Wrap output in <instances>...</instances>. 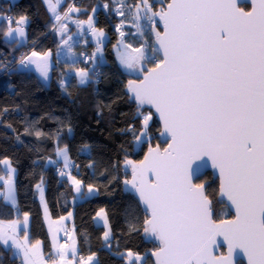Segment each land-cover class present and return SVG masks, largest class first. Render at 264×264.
<instances>
[{"label":"snow or ice","instance_id":"snow-or-ice-1","mask_svg":"<svg viewBox=\"0 0 264 264\" xmlns=\"http://www.w3.org/2000/svg\"><path fill=\"white\" fill-rule=\"evenodd\" d=\"M117 2L123 5V0ZM46 3L56 22L52 28L63 37L67 25L60 23L57 11L61 0ZM241 3L243 0H167L161 2L158 11L150 0L124 5L136 31L143 37L141 21H147L155 38L150 47L145 40L137 48L126 44L118 49L123 68L143 77L128 80L126 85L130 100L136 102L137 115L142 118V130L134 139L139 142L148 134L153 113L141 111L148 105L163 122L165 132L161 135L171 140L162 152L159 145L149 147L143 161H124L132 174L131 180L124 181L126 190L138 196L147 213L143 232L159 241V247L151 253L154 264H234L232 254L237 249L247 255L248 264H264V0H250L249 10ZM79 11L70 7L65 18ZM117 12L125 15L124 10ZM157 18L163 23V32L155 27ZM7 23L5 37L14 42L25 38L26 16L8 17ZM13 23L16 27H11ZM75 23L81 32L86 23L96 37V50L87 57L95 61L102 53L103 30L93 27L91 16ZM72 38L69 35L61 42L69 54ZM49 55L50 52L43 56L33 52L22 57L20 64H35L47 79ZM149 64L153 67L149 68ZM76 74L80 84L94 79L87 69L81 68ZM35 135L44 133L37 131ZM57 153L67 168V145L57 148ZM195 161L203 165L210 162L218 172L221 203L224 209H234L233 219L217 222L213 218V200L206 191L207 181L197 182L200 165L193 167ZM148 173L153 174L152 180L146 178ZM71 180L80 193L82 181L75 177ZM6 183L5 199L14 205L11 176ZM95 190L88 185V194ZM20 227V221L10 222L11 234L0 230V243L6 248L10 245L21 264H98L95 253L77 260L75 240L71 245L60 244L55 234L59 229L53 232L54 251L46 260L41 241L30 243L26 231L22 241L17 238ZM130 230L135 231V225ZM220 235L228 242V256L214 255L209 247H220L213 239ZM110 238L109 228L103 233L107 247ZM69 252L72 260L67 258ZM120 255L126 256L127 264H148V253L128 250Z\"/></svg>","mask_w":264,"mask_h":264},{"label":"trees","instance_id":"trees-1","mask_svg":"<svg viewBox=\"0 0 264 264\" xmlns=\"http://www.w3.org/2000/svg\"><path fill=\"white\" fill-rule=\"evenodd\" d=\"M137 2L123 0L122 5L117 0H67L63 4V13L70 7L80 9L69 14L72 20L87 21L91 16L95 18L94 25L108 34L104 49L107 62L98 63L102 69L101 78L98 82L94 78L80 84L77 74L67 76L66 83L63 82L67 69L72 66L57 57L62 38L79 31L76 23L68 22L62 37L52 28L56 22L46 0H0V177L7 174L3 163L8 160L17 172L19 204L16 213L0 196V219L30 215L31 240H41L46 253H51L52 246L37 193L41 182L46 185L45 199L54 219L74 213L73 223L81 255L95 253L98 264H127L126 256L120 253L131 250L141 255L148 253V264H153L150 251L155 244L143 232L146 213L139 200L123 188L129 176L125 159L143 160L149 146L159 142L161 130L160 123L154 118L149 123L147 136L135 141L134 135H139L142 130V118L137 115L136 102L130 100L126 92L127 74L118 59V49L122 50V45L137 48L144 43L135 27H126L128 33L122 32L123 36L118 28L122 21L125 24L134 21L124 5L133 6ZM150 2L157 10L158 0ZM119 5L124 16L118 15ZM243 7L249 8L248 5ZM19 16H26L29 21L27 41L21 44L4 36L9 27L7 18ZM14 26L15 23L11 25ZM82 27L85 30L88 25L85 23ZM93 47V43L80 44L78 49ZM22 50L54 54L55 64L48 83L29 68L5 69L4 64L12 57L20 56ZM79 62V69L89 70L94 77L92 64ZM141 111L147 113L151 110L145 108ZM37 131L44 135L36 136ZM65 145L72 160V165L66 169L86 186L93 185L98 190L97 194L80 202H75L76 193L70 177H60L56 171L58 164L65 168L61 160H56L57 148ZM203 178L212 179V174L209 172ZM218 186L217 182H210L209 196L217 204ZM101 209L106 212L107 227L95 222ZM227 210L221 207L218 216ZM131 225H135V231L130 230ZM109 228L111 238L110 247H107L103 233ZM19 262L11 249L0 243V264Z\"/></svg>","mask_w":264,"mask_h":264},{"label":"crops","instance_id":"crops-1","mask_svg":"<svg viewBox=\"0 0 264 264\" xmlns=\"http://www.w3.org/2000/svg\"><path fill=\"white\" fill-rule=\"evenodd\" d=\"M66 1L67 0H61L60 5H58V7H57V11L59 12V14L61 16L64 15V13H63L61 8H62L63 4ZM53 3H55V0H53ZM73 13H77V12H72V13H69V14H73ZM68 17H69V15H68ZM0 18H1V13H0ZM64 19H66V18H64ZM28 23H29V21H28ZM28 23H27V25H28ZM27 25H26V27H27ZM67 25L69 26V24H67ZM90 34H91L90 31L86 32V33H83V32L82 33H78V31L74 32V34H71V36L73 37L72 40L69 41V44H72V53L69 54L68 51H67V48L66 47H62V46H60L59 50L57 51V57L59 58V60L61 62L68 61L70 63V65L72 66V68H70V69L68 68L67 69L66 77L69 76V75H76L77 71L79 70L80 57H79L78 46L80 44L81 45H85V44H88V43H92L91 40H90V36H91ZM7 38L9 40H13L12 38H9V37H7ZM66 38H67V36L64 37V39H66ZM26 41L27 40L22 39L18 43L21 44V43H24ZM32 51H36V50H32ZM31 53L32 52H30V55H31ZM45 53H48V52H45ZM45 53H43V54H45ZM40 54H42V53H40ZM33 59L40 60V57H34ZM54 64H55L54 63V54L50 52V55L48 57V66L49 67H48V77H47V79H45L41 75L40 71L37 70L35 64H30V68L29 69L32 70V71H35L36 74L39 75V77L41 78V80L43 82L48 83L50 81L51 77H52L51 73H52V68L54 67ZM92 64L95 65V61H93ZM56 160H58V154H57V159ZM5 161H7L8 163H5ZM63 165H64V163H63ZM3 166H4V169L6 170L7 174L5 176L0 177V178H2V179H0V196L3 198V201H4L5 204H8V205L12 206V208L16 211V213H18L19 212V204H18L17 183H16L17 172H16V170L14 172L10 171L11 169H15V168L12 166L11 162H9L8 160H4ZM9 176H11V178H12L13 185H14V190H15L16 203L14 205L10 201H7L5 199V197H6L7 193H8V186H7L6 182L9 179ZM39 185L40 184H38V186ZM38 186H37V193H39L40 203L42 204V209H43V214H44L45 225H47L48 235H50V240H51V246H52L51 253L54 251V249H53V232L56 229H59V231L55 233L56 234V239L58 240V242L60 244H64L66 242L63 241L62 232H63V230L66 227H68V228L71 229L72 237H71L70 242H67V244L71 245L73 240H75V242H76V259L78 260V258L81 257L82 255L80 254V247L78 245V238H77V234L75 233V223H73L74 213L71 212V216H69V214L66 215V216H62V217H64L63 220L61 218L60 219H54L52 217V215L49 213L48 204L46 203V199H45V196H46V192H45L46 185L44 187L43 186H39L38 187ZM75 202H77V201L75 200ZM24 217H25V215H23L22 217H18L17 216L15 218L7 219V220L0 219V230H3L4 232H7V233L11 234L10 222H12V221H20L21 227L18 229L17 238L22 241L23 240V236H24L25 231H26V233L28 235L29 242L30 243H35V242H33L31 240V236H30L31 216L27 215V223L26 224L24 223ZM95 222H97V224L100 225V226H106L107 227L108 226V221H107L106 212L105 211L100 212L99 216L97 215V217L95 218ZM110 237H111V234H110ZM2 246L4 248H6L3 244H2ZM8 248H10V245L7 247V249ZM41 248H42V251L44 253V258L46 260L49 259V255L51 253H46L45 246H44L43 242L41 243ZM16 257L19 258L18 255H16ZM67 258L69 260L73 259V256H72L71 252H69ZM96 260H97V258L95 256V261Z\"/></svg>","mask_w":264,"mask_h":264},{"label":"water","instance_id":"water-1","mask_svg":"<svg viewBox=\"0 0 264 264\" xmlns=\"http://www.w3.org/2000/svg\"><path fill=\"white\" fill-rule=\"evenodd\" d=\"M160 3L161 2H165V1H159ZM245 5H248L249 7H251L250 5V0H243V3H241V7L245 6ZM244 8V7H243ZM250 9V8H249ZM247 8H245V10H249ZM156 29L159 30L160 32H163V23L160 22L159 18H157L156 20V25H155ZM151 35L153 37V40H154V43H155V38H154V33L151 32ZM149 67V65H148ZM150 68V67H149ZM125 71V70H124ZM126 74H128L127 71H125ZM142 75H139V76H134V78H130V80H140L142 79ZM126 92H127V89H126ZM128 93V92H127ZM129 94V93H128ZM135 102V101H134ZM137 107V106H136ZM149 109L151 110V112H154V115L157 119V121L160 123V126H161V130L159 131V139H160V143L161 144H167L165 146V148L168 147V144L171 143V140L168 138V135H161V133L165 132L164 128H163V122L161 121L160 117H159V114L155 111V109L151 106H148V105H145L143 109ZM142 110V109H141ZM157 145H159V150L162 152L164 149L161 148V145L159 143H156L154 146L150 145L149 147L155 149L157 147ZM148 150L149 148L147 149V151L145 152L144 154V157L145 155L148 154ZM207 159V158H205ZM144 160V159H143ZM141 160V161H143ZM134 162H139V161H136V160H132ZM197 165H200V169H199V172H198V179L199 177H202L204 176V174L208 173V172H211V174H213V179L214 180H218L219 181V177H218V172L216 170H214L212 167H211V163L209 162L207 165H203L201 161H195L193 163V167H196ZM129 169V176L130 178L127 179V180H131L132 179V174H131V169L130 167H128ZM146 178L148 180H152L154 177H153V174L151 173H148ZM208 184L209 182L206 183V190H207V187H208ZM123 188L126 190L127 186L124 184ZM128 193L132 194L134 197H136V199L139 200L138 196H136L133 192L129 191V190H126ZM218 196H219V193H218ZM218 200L221 202V197L219 196L218 197ZM140 203V201H139ZM142 209L145 211V208H144V205L142 203H140ZM231 213L233 214V216H235V211L234 209L232 208H229ZM146 213V212H145ZM147 214V213H146ZM214 218V217H213ZM149 239V238H148ZM213 239L220 245V247L218 249H216L213 245H209L210 248H212V251H213V254L214 255H222L221 254V249L220 248H225L226 249V252L223 254L224 256H228L229 255V252H228V242L224 239V237L222 235L220 236H215L213 237ZM152 259L155 261V257L152 256ZM232 259L234 261V264H237L238 262H243L245 264H248V257L247 255L243 252V250L241 249H237L233 254H232Z\"/></svg>","mask_w":264,"mask_h":264},{"label":"rangeland","instance_id":"rangeland-1","mask_svg":"<svg viewBox=\"0 0 264 264\" xmlns=\"http://www.w3.org/2000/svg\"><path fill=\"white\" fill-rule=\"evenodd\" d=\"M122 8V6H117V9H121ZM69 9V8H68ZM66 12H68V10L66 11ZM119 15V14H118ZM64 16V15H63ZM63 16H61V19H63ZM121 16V15H120ZM95 19V18H94ZM94 19L92 18V20H93V27L94 28H96V29H98L95 25H94ZM68 22H70V23H74L75 22V20H72V18L71 17H67L66 19H63V22L62 23H64V24H68ZM134 21L133 22H128L127 24H125V23H122V24H119L118 26V28H119V30L121 31V32H125V34H127L128 32V30L126 29V27H128V26H132V27H135L134 26ZM141 24H142V26H144V28H145V33H144V36L142 37L143 39H144V42H145V40H147L148 41V46L150 47L153 43H154V40H153V37H152V35H151V31L149 30V26H148V22L147 21H141ZM14 27H16V26H14ZM66 28H68V25H67V27ZM135 29V28H134ZM127 30V31H126ZM25 31H26V28H25ZM90 30H89V28H86L85 30H83V33H86V32H89ZM135 31H136V29H135ZM91 32V31H90ZM104 32V31H103ZM137 32V31H136ZM78 33H82L81 31H78ZM27 31H26V36H25V38H23L24 40H27ZM91 36H90V40H91V42L94 44V46H95V48L97 47V45H96V37H94L93 36V34H92V32H91V34H90ZM108 38V34L107 33H105L104 32V36L103 37H100V39H101V42H102V44H101V47H102V53L101 54H97V57H96V60H95V65L94 64H92V65H90V67L92 68L93 66L95 67L96 65H97V63H106L107 61H106V56H105V43H106V39ZM32 53L33 52H36V53H39L38 51H31ZM31 53V54H32ZM40 54V53H39ZM30 55V52L28 53V56ZM31 56V55H30ZM41 56H43L42 54H41ZM79 57H80V51H79ZM92 61V63H93V60H91ZM30 65V64H29ZM66 81H67V77H65L64 78V80H63V82L64 83H66ZM64 148V147H63ZM67 157H68V161H69V163H68V167L67 168H69L70 166H71V164H72V160L70 159V155H69V148H67ZM58 160H61L63 163H64V158L62 157V156H60V155H58ZM71 177H74V176H70V181H71V183H73L72 182V180H71ZM77 180H78V178L77 177H75ZM80 181H82V180H80ZM74 184V183H73ZM39 186H45V183L44 182H41L40 183V185ZM95 188V187H94ZM96 189V188H95ZM74 191H75V186H74ZM75 193H76V197H75V200L77 201V202H80L81 200H83V199H86V198H90V197H92L93 195H95V194H97L98 193V190L96 189L92 194H88V186H86L85 184H84V182L82 181V184H81V192L80 193H77L76 191H75Z\"/></svg>","mask_w":264,"mask_h":264},{"label":"built area","instance_id":"built-area-1","mask_svg":"<svg viewBox=\"0 0 264 264\" xmlns=\"http://www.w3.org/2000/svg\"><path fill=\"white\" fill-rule=\"evenodd\" d=\"M74 2H77V0H74ZM62 22V19L60 21V23ZM95 48H91V49H81L79 50L80 51V61L83 63V64H87V63H92L91 59H88L87 57H91L92 54L95 52ZM21 55L16 57H12L11 60L8 62V63H5L4 64V67L6 70H11L12 68H15V67H18L20 69L24 68V69H28L30 67V65L28 64L27 66H22L20 64V60L22 57H28V53L25 51V50H22ZM97 57V56H96ZM102 69H101V66L100 65H97L93 68V72H94V78H95V81L98 82V80L101 78V75H102ZM96 90H98V87L96 86ZM56 171L58 173V175L60 177H66V176H71L73 175V172L71 170H67L66 168H64L62 165L58 164L56 166ZM61 172H65L66 174L65 175H61L60 173ZM67 233V235H66ZM62 235H63V241L64 242H70L71 240V237H72V234H71V229L66 227L63 232H62ZM82 257H84L85 259H87L88 255H82ZM18 264H21V260Z\"/></svg>","mask_w":264,"mask_h":264},{"label":"flooded vegetation","instance_id":"flooded-vegetation-1","mask_svg":"<svg viewBox=\"0 0 264 264\" xmlns=\"http://www.w3.org/2000/svg\"><path fill=\"white\" fill-rule=\"evenodd\" d=\"M159 1H165V2H167V0H158V5H159V7L157 8V11L159 10V8H160V6H161V3L159 2ZM155 4H153V6H154ZM154 8V7H153ZM250 8V7H249ZM249 8H247V9H249ZM118 59H119V57H118ZM149 67L151 68V67H153V64H149ZM125 71H127L126 69H124ZM128 72V71H127ZM140 74H137V73H132V74H130L129 72H128V74H127V81L128 80H130V78H134V76H139ZM153 113V118H152V120L149 122L150 124H151V122L153 121V119L154 118H156L155 117V115H154V112H152ZM157 143H159L160 145H161V148L162 149H164L165 148V146L167 145L166 143L165 144H161L160 143V139H159V142H157ZM209 173V172H208ZM211 173V172H210ZM207 174V173H206ZM206 174H204V176H202V177H199L200 179L197 181V182H202V181H207V182H209V184H208V187H207V193L208 194H210V182L211 181H215V182H217L218 183V185H219V181L218 180H214L213 179V174H212V179H205L204 180V178L203 177H205L206 176ZM130 178V176H128V179ZM203 178V179H202ZM218 193H219V186H218V190H217V202H218V204L217 203H215V201L211 198V196H210V198L213 200V206H214V219L218 222L220 219H233L234 218V216H233V214L231 213V211H230V209L228 208V210L227 211H225V212H223L222 213V215L219 217L218 216V212H219V210H221V207H224V205L218 200ZM147 215V214H146ZM148 238L150 239V240H152L153 242H154V244H155V246H154V248L150 251V258H151V261H152V263L154 264V260L152 259V255H151V253L153 252V251H155L158 247H159V241L158 240H156L154 237H151V236H149L148 235ZM221 249V254L223 255L225 252H226V249L225 248H220ZM237 264H245V263H243V262H238Z\"/></svg>","mask_w":264,"mask_h":264}]
</instances>
